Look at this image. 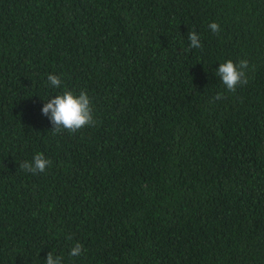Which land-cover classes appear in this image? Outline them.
I'll list each match as a JSON object with an SVG mask.
<instances>
[{"label": "trees", "instance_id": "trees-1", "mask_svg": "<svg viewBox=\"0 0 264 264\" xmlns=\"http://www.w3.org/2000/svg\"><path fill=\"white\" fill-rule=\"evenodd\" d=\"M228 60L249 61L234 93ZM65 90L95 123L54 134L42 109ZM37 154L45 172L20 168ZM49 252L264 264V0H0V264Z\"/></svg>", "mask_w": 264, "mask_h": 264}, {"label": "clouds", "instance_id": "clouds-1", "mask_svg": "<svg viewBox=\"0 0 264 264\" xmlns=\"http://www.w3.org/2000/svg\"><path fill=\"white\" fill-rule=\"evenodd\" d=\"M212 32L219 34V24L213 22L209 25ZM188 39L190 48H202L199 35L195 32H189ZM249 67V61L240 60L239 63H234L228 60L220 64L216 75L221 79V82L229 92H236L238 86H243L248 83L246 70ZM47 81L50 86L59 88L62 80L59 76L49 74ZM222 95L217 94L214 99H222ZM44 115L50 114V119L53 124V133H60L67 130L70 133H75L78 130L92 126L95 121L92 113L91 100L86 91H81L79 94H74L72 91L65 90L62 94L56 95L53 98L46 100L42 109ZM51 164L49 159H46L43 154H37L32 161H25L20 164V168L32 174H39L46 171ZM71 239V237H69ZM83 254V245L76 243L70 250L71 257H78ZM45 264H62V257L54 256L51 252L47 255Z\"/></svg>", "mask_w": 264, "mask_h": 264}]
</instances>
